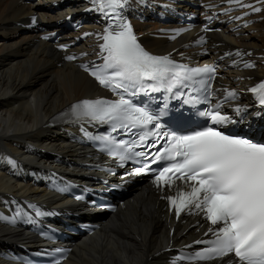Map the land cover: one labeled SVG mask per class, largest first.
Segmentation results:
<instances>
[{"label": "snow or ice", "instance_id": "6c2138e0", "mask_svg": "<svg viewBox=\"0 0 264 264\" xmlns=\"http://www.w3.org/2000/svg\"><path fill=\"white\" fill-rule=\"evenodd\" d=\"M136 2L144 4V0ZM89 3L88 11H95L103 17L105 27L100 33L83 35L97 36L100 41L97 55L102 63H81L79 67L115 98L81 99L54 119L79 126L84 138L96 145L98 151L114 158L118 166L129 161L142 165L131 174H151L152 183L162 193L160 198L167 201L169 210L178 219L185 211L190 215L203 214L209 223L204 236L211 238L185 245L189 249L193 245L202 247L188 255L175 257L172 264L179 260L188 264H216L217 261L224 264L225 260L228 264H264V143L222 130L228 125L241 123L248 111L247 106L239 104L231 109L234 115L223 110V106L236 101L239 94L235 90L213 87L217 78L214 65L194 68L173 59L171 53L155 55L146 50L125 15L132 0H89ZM227 3L229 8L225 12L205 15L209 20L227 15L235 10L232 5L247 8L252 13L264 11V8L244 3V0H227ZM256 3L264 5V0H256ZM37 23V17L33 15L31 25ZM203 30L209 29L205 26ZM172 31L175 35L169 38L175 39L188 29ZM49 38L47 35L42 37L44 40ZM204 41L203 36L199 37L200 43ZM67 47L60 45L61 49ZM235 54L241 55L240 50ZM231 55L225 53V56ZM76 58L74 55L65 56L68 61ZM244 67L253 68L254 64L245 63ZM218 91H223L224 95L213 104L212 97ZM247 91L264 108V81ZM186 107L189 109L187 113L184 112ZM192 110L204 118L203 125L197 126L195 131H179L187 126V117ZM173 111L181 113L185 119L170 127L166 118ZM85 124L106 127L107 132L94 135L87 131ZM124 136L128 139L122 138ZM138 147L142 150L136 151ZM8 162L16 167V161L9 158ZM153 165L159 166L153 168ZM177 180L190 190H178L175 195L164 194ZM68 187L55 190L67 192ZM27 209L36 217L46 215L37 205L28 204ZM17 219L27 222L33 216L24 209H18L11 218L0 216V220L10 224H15ZM41 235L47 233L41 232ZM67 251L70 250L55 249L59 258L51 256L50 264H61ZM13 259L19 260L20 257Z\"/></svg>", "mask_w": 264, "mask_h": 264}, {"label": "bare ground", "instance_id": "6f19581e", "mask_svg": "<svg viewBox=\"0 0 264 264\" xmlns=\"http://www.w3.org/2000/svg\"><path fill=\"white\" fill-rule=\"evenodd\" d=\"M29 13L18 0H0V213L5 212L6 202L39 196L42 185L36 187L30 180L49 167L57 168L56 157L48 151L63 153L69 160L80 158L75 146L63 140L64 132L51 127L49 119L72 100L99 91L72 64L58 66L59 54L48 43L33 42L32 33H17V22ZM258 17L254 34L240 39L214 34L216 41L233 43L219 48L242 46L263 62L264 11ZM176 45L165 44L161 52ZM9 158L16 161V167L10 166ZM48 197L53 202L61 200ZM164 205L151 190H140L133 202L107 219L96 238L77 245L65 264H162L166 246L175 245L173 238L178 235L168 231L162 216ZM20 237L29 239V233L0 227L1 243Z\"/></svg>", "mask_w": 264, "mask_h": 264}, {"label": "rangeland", "instance_id": "374dc122", "mask_svg": "<svg viewBox=\"0 0 264 264\" xmlns=\"http://www.w3.org/2000/svg\"><path fill=\"white\" fill-rule=\"evenodd\" d=\"M254 34V33H253Z\"/></svg>", "mask_w": 264, "mask_h": 264}]
</instances>
